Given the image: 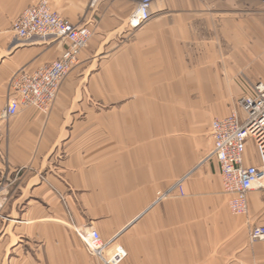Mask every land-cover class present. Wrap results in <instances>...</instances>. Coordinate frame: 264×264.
Masks as SVG:
<instances>
[{"label":"crops","instance_id":"obj_1","mask_svg":"<svg viewBox=\"0 0 264 264\" xmlns=\"http://www.w3.org/2000/svg\"><path fill=\"white\" fill-rule=\"evenodd\" d=\"M91 1L48 0L91 39L50 111L3 119L13 78L68 44L19 40L39 0H0V264H100L72 224L122 246L123 264H264L249 239L264 192L234 215L211 156L213 122L264 83V2L156 0L131 28L133 2ZM258 163L250 142L244 165Z\"/></svg>","mask_w":264,"mask_h":264},{"label":"built area","instance_id":"obj_2","mask_svg":"<svg viewBox=\"0 0 264 264\" xmlns=\"http://www.w3.org/2000/svg\"><path fill=\"white\" fill-rule=\"evenodd\" d=\"M100 0H92L94 7ZM135 9L129 17V26L138 28L152 18V5L156 0H129ZM12 31L16 38L31 41H64L68 44L61 59L48 64L34 73L20 72L10 84V95L2 112L3 119H11L22 108L50 111L54 106L64 80L79 62L81 52L88 46L92 32L88 26L73 25L49 7L48 0H39L25 10L14 22ZM252 93L236 102L231 116L215 120L211 128L214 148L211 156L220 166L223 187L231 196L230 209L234 215L248 213L247 198L251 192H264V83L252 85ZM239 109L245 112L241 118ZM256 149L259 163L244 165L248 143ZM181 195V183L177 184ZM72 229L86 245L91 257L100 264H123L128 253L120 245L105 243L94 227ZM251 242H264V226H254L250 231Z\"/></svg>","mask_w":264,"mask_h":264},{"label":"rangeland","instance_id":"obj_3","mask_svg":"<svg viewBox=\"0 0 264 264\" xmlns=\"http://www.w3.org/2000/svg\"><path fill=\"white\" fill-rule=\"evenodd\" d=\"M260 1L264 2V0H260ZM242 216H244V215H242Z\"/></svg>","mask_w":264,"mask_h":264}]
</instances>
